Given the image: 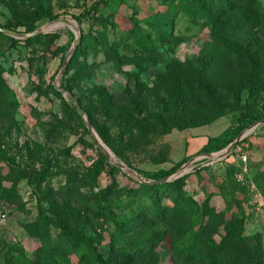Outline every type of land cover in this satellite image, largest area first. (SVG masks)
<instances>
[{"label": "rangeland", "instance_id": "rangeland-1", "mask_svg": "<svg viewBox=\"0 0 264 264\" xmlns=\"http://www.w3.org/2000/svg\"><path fill=\"white\" fill-rule=\"evenodd\" d=\"M204 2L205 19L192 0H0V28L16 34L0 32L16 40L0 38V264H21V251L28 263L84 264L83 253L108 260L137 244L157 252L145 264H177L194 237L219 246L240 231L261 234L264 264V211L252 205L254 196L264 199V0L247 11ZM95 4L97 12L78 24L73 16ZM42 10L49 17L36 22L32 37L25 38L34 30L8 26ZM57 20L69 23L52 27ZM80 31L84 42L73 48ZM222 42L255 56L259 80L243 82L239 99L224 85L204 99L197 85L207 79L189 60ZM72 48L80 67L66 66L59 77L62 50L66 57ZM54 84L79 103L109 155ZM239 118H246L240 134L254 127L228 155L197 154L200 137L235 128ZM9 165L38 179H17ZM175 166L168 182L180 179L175 194L193 234L182 240L172 222L147 216L118 222L148 202L130 196L134 181L155 180ZM161 202L173 206L171 197ZM38 208L85 246L74 253L61 245L58 230L37 220Z\"/></svg>", "mask_w": 264, "mask_h": 264}, {"label": "trees", "instance_id": "trees-1", "mask_svg": "<svg viewBox=\"0 0 264 264\" xmlns=\"http://www.w3.org/2000/svg\"><path fill=\"white\" fill-rule=\"evenodd\" d=\"M195 2V7L198 8L200 14L204 19L208 16V8L204 0H192ZM219 4L224 10H233L237 7L242 10H252L257 8L259 5L258 0H219ZM99 9V5L95 4L90 9L85 10L78 16H73L78 24L81 20L91 13ZM192 15V14H191ZM196 15L195 13L193 16ZM49 17L43 10L38 12L37 16H22L17 17L15 22L8 24L12 28L23 27L26 32L33 31L37 26L36 22L42 18ZM57 16L51 17L56 18ZM0 38H7L13 42L16 40L6 37L0 33ZM84 35L80 31L79 40L81 43L84 42ZM61 56V64L64 61L65 51ZM78 52V51H77ZM75 53L70 62H68V69L79 68L77 60V54ZM214 53H208L207 55L200 56L189 60V67L193 72H199L201 79L206 78L207 82H200L198 86V94L206 99L211 95L215 88L219 85H224L229 88L237 99L240 98L241 88L243 82H258L259 80V62L255 56L245 51L243 48L233 45L231 43L222 42L220 46H216L213 50ZM83 67V65H81ZM64 89H66L64 87ZM5 95L8 99L10 108L14 109L17 106L13 92L6 88ZM57 95L60 94L57 92ZM246 118L242 120L239 118L237 126H229L222 133L215 137H209L205 145H203L197 154H211L216 152L235 139L240 132L243 130L242 125ZM250 123L252 121H249ZM240 125V126H239ZM179 131H184L187 128L185 126H176ZM97 135L101 134L97 132ZM189 157H187L188 159ZM1 161V160H0ZM107 167L111 169V165L107 164ZM176 166L169 170H161L156 176L155 180L162 179L174 173ZM14 173L17 179H27L31 183L32 180L38 178L28 177L24 171L19 168L9 165V174ZM153 181V180H152ZM180 179L165 182L157 185L140 184L134 181L138 185L130 193V196L138 194L147 198L146 204H134V207L129 213L121 214L118 222L130 223L136 220L138 217L147 216L151 219H161L172 222V225H176V233L180 238H183L187 234H193V222L189 215L184 216L183 206L179 208L180 202L175 192L177 191L176 185ZM171 197L173 206L162 205V197ZM37 220L40 223L46 225H52L58 230V236L62 240V244L71 252H77L82 245V242L75 231L67 230L62 227L57 221L48 217L41 208H38ZM167 219V220H166ZM194 240L190 244V248L187 249L186 256H176L175 261L177 264H261L263 260L262 253V237L260 233H253L247 237L242 236V232L237 233L233 238L225 237L224 241L219 245L215 246L210 242L208 238L194 237ZM131 246L127 252L121 256L110 258L108 260L100 259L99 256H93V253H83L81 256V262L84 264H145L150 260L151 256L157 254L155 250H152L147 246ZM22 251L16 256L17 260L21 264H39V263H28L22 255ZM142 259L143 261H140ZM50 262V261H49Z\"/></svg>", "mask_w": 264, "mask_h": 264}, {"label": "water", "instance_id": "water-1", "mask_svg": "<svg viewBox=\"0 0 264 264\" xmlns=\"http://www.w3.org/2000/svg\"><path fill=\"white\" fill-rule=\"evenodd\" d=\"M61 23H69L67 20H57L56 22H54L53 26L52 27H58L59 25H61ZM72 27V25H70ZM0 32L3 33V34H6V35H13V36H16L15 33H13L12 31L10 30H7V29H3V28H0ZM39 33V29H36L34 30L33 32H31L30 34L26 35L25 38L27 37H32L36 34ZM79 33L76 34L75 36V39H74V43H73V48L76 47V45L78 44L79 42ZM73 48L69 51V53L67 54V56L64 58V61L62 63V67L58 73V76L60 77V75L62 74L64 68L67 66L70 58H71V53L73 51ZM54 88L61 94L65 95L68 99H71L76 107V110L78 112V114L85 119L86 121V127L90 133V135L94 138V140L98 143V145L102 148V150L109 155V151H108V148L105 146V144L100 140V138L98 137L97 133L94 131V129L92 128L91 124L88 122V120L85 118L84 116V112L83 110L81 109L79 103L71 96L70 92H67V91H64L62 88H60L57 84H54L53 85ZM262 122H264V119L262 120ZM254 126H251L250 128L246 129L244 132H242L239 136H237L220 154H201L202 156L204 157H207V158H211L213 160L215 159H220V158H223L225 157L226 155H228L230 153V151L234 148V146L237 144V142L239 140H241L243 138L244 135L248 134L251 129L253 128ZM117 166L121 167L120 164H116ZM171 179L170 176H167V177H164L162 179H159V180H153V181H149V182H146L144 181L143 183L145 184H148V185H157V184H162V183H165V182H168L169 180Z\"/></svg>", "mask_w": 264, "mask_h": 264}, {"label": "built area", "instance_id": "built-area-1", "mask_svg": "<svg viewBox=\"0 0 264 264\" xmlns=\"http://www.w3.org/2000/svg\"><path fill=\"white\" fill-rule=\"evenodd\" d=\"M254 201L252 203L254 209L259 212V211H264V199L260 196H254Z\"/></svg>", "mask_w": 264, "mask_h": 264}, {"label": "crops", "instance_id": "crops-1", "mask_svg": "<svg viewBox=\"0 0 264 264\" xmlns=\"http://www.w3.org/2000/svg\"><path fill=\"white\" fill-rule=\"evenodd\" d=\"M224 130H225V129H223L220 133H222ZM220 133H219V134H220ZM219 134H217V135H215V136H218ZM215 136L200 137L201 142L199 143L198 146H196L195 151L198 152V151L200 150V148H201L203 145H205V144L207 143L209 137H215ZM194 140H196V139H194ZM194 140H192V142H193Z\"/></svg>", "mask_w": 264, "mask_h": 264}]
</instances>
